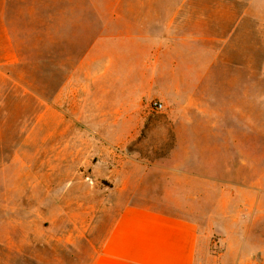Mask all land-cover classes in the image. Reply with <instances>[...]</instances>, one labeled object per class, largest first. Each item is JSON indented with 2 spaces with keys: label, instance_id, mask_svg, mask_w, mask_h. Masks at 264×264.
I'll return each mask as SVG.
<instances>
[{
  "label": "crops",
  "instance_id": "crops-1",
  "mask_svg": "<svg viewBox=\"0 0 264 264\" xmlns=\"http://www.w3.org/2000/svg\"><path fill=\"white\" fill-rule=\"evenodd\" d=\"M249 79L264 96V0H0L4 197L35 184L37 241L42 224L49 245L91 244L88 264H200L220 219L235 263L262 264L233 244L264 221V184L200 162L232 157L199 144L237 143ZM84 175L117 192L93 229Z\"/></svg>",
  "mask_w": 264,
  "mask_h": 264
},
{
  "label": "rangeland",
  "instance_id": "rangeland-1",
  "mask_svg": "<svg viewBox=\"0 0 264 264\" xmlns=\"http://www.w3.org/2000/svg\"><path fill=\"white\" fill-rule=\"evenodd\" d=\"M247 100V126H242L241 129L236 128L237 143L201 142L199 144L201 151H226L227 154H232V157L226 159L201 158L200 162L201 167L211 165L219 170L230 166L233 178L243 184L254 186L256 184H264V96L256 93L254 79H249ZM155 101L159 102L158 100H153L152 102ZM244 114L245 112L242 113L243 120ZM156 119V123L166 122L162 117H156ZM156 127L159 128L158 126ZM171 130H175V127L169 126L168 131ZM152 132L148 131V129L143 131V133L149 135L154 134ZM202 135H204L203 138H207V133ZM142 145L146 149L149 147V149L163 150L175 144L147 142L142 143ZM193 149L195 150V146ZM3 161L5 160L0 159V167ZM17 176L13 170L6 172L4 177L0 174V264H88L93 254L91 244L84 243L81 249L66 247L63 241H59L58 244L53 241L52 245H49L48 234H54V232L50 233L48 225L43 227L42 224H40V241H37V231L35 230V184L31 188L30 184H24L23 182L25 181L21 180L19 185L25 197L19 195L20 191L17 192L19 197H8V199L4 197L8 196L7 193L10 192H6L3 187L6 189L13 187ZM82 177L88 186V226L89 229H93L96 226L97 218L100 219L101 216L103 217L113 210L110 206L111 204L107 203L106 200L115 199L117 192L110 189L104 190V187L107 188L110 185L106 180L102 182L100 178L93 176L84 175ZM30 178H33L32 183H35V169H33V174L30 175ZM28 192L30 196H28ZM73 194L79 196L80 191L77 189L73 191ZM102 201L106 202V206L102 205ZM200 210L201 214L207 211L203 207ZM203 217L201 215V227L203 225L207 226ZM217 224L221 226L220 229L214 230L213 228L201 231L203 237H201L200 264H236L235 261L239 257L226 253L228 241L223 236V220H217ZM225 225L227 228L232 226L231 224ZM243 228H247L248 237L234 240L235 243L233 245H239L242 241L243 253L252 255L254 261L260 260L264 264V238L258 239L256 237L264 231V221L247 223ZM100 230L102 229L99 227L97 233H100ZM59 235H63V232H59ZM257 251L258 254H256ZM244 257L242 256L241 259Z\"/></svg>",
  "mask_w": 264,
  "mask_h": 264
},
{
  "label": "built area",
  "instance_id": "built-area-1",
  "mask_svg": "<svg viewBox=\"0 0 264 264\" xmlns=\"http://www.w3.org/2000/svg\"><path fill=\"white\" fill-rule=\"evenodd\" d=\"M151 107L154 110H161L163 108V104L161 102L155 101V102H152Z\"/></svg>",
  "mask_w": 264,
  "mask_h": 264
}]
</instances>
